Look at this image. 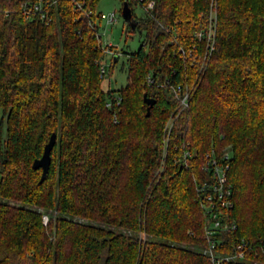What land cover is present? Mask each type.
<instances>
[{"label": "trees", "instance_id": "trees-1", "mask_svg": "<svg viewBox=\"0 0 264 264\" xmlns=\"http://www.w3.org/2000/svg\"><path fill=\"white\" fill-rule=\"evenodd\" d=\"M154 4L130 26L143 39L127 53L116 105L69 1L42 21L21 0H0V264H205L197 185L205 155L225 149L236 229L223 249L244 239L258 252L226 264H264V0ZM212 12L204 58L193 33ZM148 73L168 84L149 86ZM170 84L190 89L186 108ZM144 93L155 101L148 116ZM53 131L42 178L32 163Z\"/></svg>", "mask_w": 264, "mask_h": 264}, {"label": "built area", "instance_id": "built-area-1", "mask_svg": "<svg viewBox=\"0 0 264 264\" xmlns=\"http://www.w3.org/2000/svg\"><path fill=\"white\" fill-rule=\"evenodd\" d=\"M60 0H21V10L27 18L38 17L42 21H49V9L51 6L56 5ZM71 3L72 13L76 16L84 17L87 26L91 29L94 38L97 41V45L101 50L102 57L110 56V62L113 64L114 58L116 61L119 55L122 54V49H118L116 45L110 40V37L103 39L105 30H111L112 27L118 22V16L116 10L110 13H103L101 11L95 12L88 8L87 0H67ZM124 2V1H123ZM121 5V10L123 6ZM127 2V1H126ZM128 3V2H127ZM132 19L137 20L134 15L133 7H139L143 11L142 17L145 14H149L154 8V0H149L144 3V0H130ZM121 13V11H120ZM122 17V14H121ZM214 14L211 13L209 25L202 27L199 30H195L193 37L199 41L205 42V56L208 57L215 44V23ZM123 19V18H122ZM125 26V33L132 31L130 24L123 20ZM103 30V32H102ZM145 45V42H141ZM180 52H184L180 49ZM102 59V60H103ZM110 64V65H111ZM110 67V66H109ZM101 76H108L107 65L101 61L100 63ZM146 83L157 86H165L168 81L163 83L158 82V79L153 77L152 73H148L146 77ZM174 92V95L180 105V107L186 108L189 101L190 89H182L180 85H169ZM114 100L116 105L120 103V97L115 94ZM107 107H112V101L108 100ZM115 121V120H114ZM190 156L189 153L183 158L184 164H187V159ZM231 152L229 149H225L220 155H216L213 151L207 153L202 164V170L207 173L208 178L197 185L198 191V203L203 213V240L204 244L201 246V253L205 258V264H226L231 262H239L248 260L249 255H253L254 259L258 257V252L254 251L255 247L249 244L246 240L241 239L232 245L231 250L226 251L223 249L226 240L224 236L236 229V223L229 217V210L233 207L232 201V185L228 181L227 172L229 169V161ZM43 223H47L46 216H43ZM252 259V264H263L262 261Z\"/></svg>", "mask_w": 264, "mask_h": 264}, {"label": "rangeland", "instance_id": "rangeland-1", "mask_svg": "<svg viewBox=\"0 0 264 264\" xmlns=\"http://www.w3.org/2000/svg\"><path fill=\"white\" fill-rule=\"evenodd\" d=\"M121 5L122 2L120 0H100L95 12H103V13H110L113 10H116V14L118 16V22L112 27L110 30H105V35L103 36V39H106V37H110V40L113 42L114 45L117 46L118 49L124 50L126 53H122L119 55L118 60L116 61L113 68L110 70L109 73L108 70V76L105 77L103 80V88L105 90L111 89L117 93V90L125 86L128 81V75H127V53H130L131 51H134L138 48L140 45V41L143 39V35L139 34L138 32H130L125 33V26L123 19L121 17ZM134 15L137 17H142L143 11L139 7H133ZM103 32V30H102ZM110 56H105L102 62L107 65V68H109L111 62H110ZM186 88V87H185ZM1 111H0V117H1ZM228 146H226L227 148ZM47 220L49 218L48 215H45Z\"/></svg>", "mask_w": 264, "mask_h": 264}, {"label": "water", "instance_id": "water-1", "mask_svg": "<svg viewBox=\"0 0 264 264\" xmlns=\"http://www.w3.org/2000/svg\"><path fill=\"white\" fill-rule=\"evenodd\" d=\"M122 18L125 22H128L132 29L135 28L136 20L132 19L131 9L128 6V3L126 1L123 2L122 10H121ZM116 61V58H114V62ZM143 101L147 105L146 107V115H149L150 108L153 106L155 101L151 99L150 97H147L146 93L143 94ZM56 142V133L53 131L52 134L49 137L48 142L45 144L43 153L40 158H37L32 163L33 169H41L42 170V178H45L47 176L50 162H51V150Z\"/></svg>", "mask_w": 264, "mask_h": 264}]
</instances>
